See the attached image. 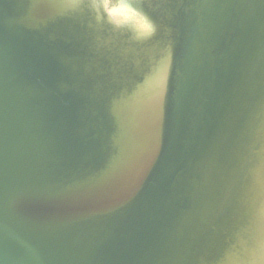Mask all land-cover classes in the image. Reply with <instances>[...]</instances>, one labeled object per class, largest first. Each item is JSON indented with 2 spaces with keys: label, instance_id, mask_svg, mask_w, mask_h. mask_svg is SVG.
Segmentation results:
<instances>
[{
  "label": "water",
  "instance_id": "1",
  "mask_svg": "<svg viewBox=\"0 0 264 264\" xmlns=\"http://www.w3.org/2000/svg\"><path fill=\"white\" fill-rule=\"evenodd\" d=\"M0 0V264H264V0Z\"/></svg>",
  "mask_w": 264,
  "mask_h": 264
},
{
  "label": "clouds",
  "instance_id": "2",
  "mask_svg": "<svg viewBox=\"0 0 264 264\" xmlns=\"http://www.w3.org/2000/svg\"><path fill=\"white\" fill-rule=\"evenodd\" d=\"M98 15L107 16L114 28L133 30L134 18H139V28L154 32V22L143 11L148 0H88Z\"/></svg>",
  "mask_w": 264,
  "mask_h": 264
}]
</instances>
